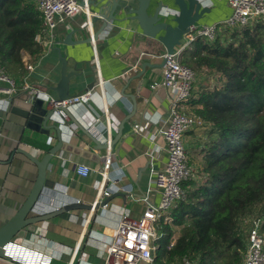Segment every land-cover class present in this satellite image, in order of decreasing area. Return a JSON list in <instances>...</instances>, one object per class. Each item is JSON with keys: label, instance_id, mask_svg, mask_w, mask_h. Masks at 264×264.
I'll return each mask as SVG.
<instances>
[{"label": "crops", "instance_id": "0c3cea01", "mask_svg": "<svg viewBox=\"0 0 264 264\" xmlns=\"http://www.w3.org/2000/svg\"><path fill=\"white\" fill-rule=\"evenodd\" d=\"M79 1L85 5L84 10L58 23L52 33L44 36L43 53L34 58L23 51L24 70L8 73L20 87L24 83L40 86L48 95L39 98L45 109L47 99H58L51 88H56L61 81L62 58L66 60L65 72L70 76L67 87L70 97L93 91L90 103L69 108L67 120L53 115L49 122L60 128L63 143L70 147L68 151H58L50 161L47 179L51 186L43 189L36 215L54 213L65 207L73 209L39 223L35 234L16 237L29 246L51 253L53 264H103L121 217L137 219L148 203H159L160 196L154 191L152 178L167 161L163 132L168 125L171 92L162 86L152 88L162 80L164 46L146 37L138 21L120 8L114 11L117 20L111 22L95 42L64 44L69 33L87 25L89 15L107 17L109 14L103 9L108 0H100L97 6L93 5L96 0ZM159 2L152 0L149 13L155 11ZM201 2L210 10L198 23L201 25L216 24L233 12L228 0ZM112 15L113 11L109 17ZM103 22L92 25V31H87L85 36L75 34L73 41L96 33ZM31 63L33 70L28 69ZM201 72L204 71H197V76L202 80ZM205 75L208 79L213 74ZM211 79L217 83L218 77ZM203 87L204 84L197 86L196 91ZM10 99L11 96L0 93V227L10 221L26 201L37 176L34 163L21 154L11 160V152L18 147L42 159L58 144L54 131L36 130L35 124L28 128L24 119L12 113ZM136 124L143 127V132L133 131ZM207 126L205 121L203 127H196L185 135L190 158L193 150L195 158L197 156L194 148L200 138L197 130ZM77 148L90 151L93 158L82 157L75 151ZM78 163L89 165L94 172L86 178L80 177L76 173ZM102 172L110 179L106 187L110 193L106 200L109 208L94 206L89 210L87 207L93 206L97 199Z\"/></svg>", "mask_w": 264, "mask_h": 264}, {"label": "trees", "instance_id": "16d2710c", "mask_svg": "<svg viewBox=\"0 0 264 264\" xmlns=\"http://www.w3.org/2000/svg\"><path fill=\"white\" fill-rule=\"evenodd\" d=\"M234 32L227 45L200 39L183 54V64L206 68L218 79L191 103L208 125L197 151L201 175L184 183L187 197L162 228L156 264L185 256L198 264H241L245 221L261 219L264 233V19ZM42 34L32 0H0V64L9 74L24 70L23 51L34 58L43 53L36 41Z\"/></svg>", "mask_w": 264, "mask_h": 264}, {"label": "built area", "instance_id": "2783aa9c", "mask_svg": "<svg viewBox=\"0 0 264 264\" xmlns=\"http://www.w3.org/2000/svg\"><path fill=\"white\" fill-rule=\"evenodd\" d=\"M228 1L233 10L229 18L212 25L191 26L184 35L182 45L176 47L172 54L163 55L162 80L152 85L154 89L162 86L171 92L168 125L163 132L167 144V161L162 170L154 172L152 178L154 191L159 194L160 201L157 204L148 203L141 217L137 219L121 217L107 246L103 264H139L141 262L156 264L155 253L159 247L158 241L164 236L162 228L172 224L175 209L187 197L184 183L196 179L197 167L191 161L185 144V135L192 129L205 125V120L192 111L191 103L197 98L198 92L207 86L195 91V83L199 78L195 70L182 63L183 54L200 39L214 43L226 30L240 31L264 19V0ZM32 2L43 19V34L37 35L38 42H42L44 36L52 33L58 23L84 10L79 0H32ZM28 69H34L32 63L28 65ZM216 84L210 79L209 88L213 89ZM20 90L27 92L31 100L39 99L43 95L48 96L40 86L24 83L20 87L0 64V93L10 97ZM92 97L93 91L88 90L65 100L49 98L45 101V106L53 111L54 115L67 120L71 106L87 105ZM133 131L141 133L143 127L136 124L133 126ZM92 172L94 169L89 165L76 164V173L80 177L86 178ZM101 176L98 196L93 205H99L107 210L109 203L106 200L110 197V193L106 191V187L110 179L105 172H102ZM261 224V219L250 220L246 230V252L241 264H264V233L261 230ZM175 241V238L172 239L168 247H173ZM2 251L3 259L11 264H53L51 253L38 250L17 239L6 243ZM175 264H198V262L185 256L178 259Z\"/></svg>", "mask_w": 264, "mask_h": 264}, {"label": "water", "instance_id": "95a60500", "mask_svg": "<svg viewBox=\"0 0 264 264\" xmlns=\"http://www.w3.org/2000/svg\"><path fill=\"white\" fill-rule=\"evenodd\" d=\"M108 1L109 2L103 6V9L105 8L106 11L109 12L107 17H104L102 14H99L98 16L89 15L87 25L69 33L64 44L82 45L95 42L99 39L103 30H105L111 22L117 20L116 17H114V11L120 8V10L122 9L128 17L132 18V20L138 21L140 28L146 37L158 41L164 46L167 54H172L176 47L182 45L184 35L189 31V28L201 22L205 15L210 12L209 9L203 7L201 0H159L160 2L158 3L157 8L152 14L149 13L152 0ZM100 3V0H96L93 5L97 6ZM87 4L89 5V3ZM111 11H113V15L109 17ZM100 20H104L103 26L98 29L96 33L93 32L87 38L84 37L81 40L73 41L72 38L75 34L85 36L87 31H89V33L92 31L90 30V27ZM61 60L64 63L61 81L56 88L52 87L51 89L58 94V100H65L70 97V94L67 91V87L70 84V76L68 77V74L65 72L66 60H64V58ZM73 76L81 77V75ZM9 102L12 113H16L24 119L28 128L33 127L35 124L37 125L36 130L42 129L45 131H54L55 136L58 138V144L50 149L42 159H37L30 153L18 147L11 152V160L16 154H21L34 163L37 167V176L26 201L19 207L14 217L0 227V264H11L3 259L4 253L2 247L6 243L16 239V237L20 235H26L29 233L35 234L39 223L48 221L54 216H58L73 209L72 207H65L54 213L36 215V211L39 209L38 201L41 198L43 189L51 186L50 181L47 179L48 165L58 151L61 149H66L68 151V147L70 146L63 143L60 128L57 125L49 124L54 113L53 111L44 108L43 101L40 99L31 100L29 94L24 91L12 95ZM75 151L80 153V155L86 159L93 158L90 151H85L81 148H77ZM94 206L99 207V205H93L87 207V209L91 210Z\"/></svg>", "mask_w": 264, "mask_h": 264}, {"label": "rangeland", "instance_id": "374dc122", "mask_svg": "<svg viewBox=\"0 0 264 264\" xmlns=\"http://www.w3.org/2000/svg\"><path fill=\"white\" fill-rule=\"evenodd\" d=\"M239 31V30H238ZM234 33H236V32H234V31H231V30H226V31H224L223 33H222V35L218 38V40L222 43V44H224V45H227L232 39H233V34ZM238 33H240V32H238ZM236 39H239L240 38V36L237 34V36L235 37ZM217 40V41H218ZM227 43V44H226ZM192 47H195V44H192ZM197 71L199 72V71H204V72H201L200 73V78H202V80L201 79H198L197 81H196V83H195V86H196V88H195V91L197 90V86L200 88V86L201 85H205V86H209V83H210V79L211 78H215V77H217V74H214L213 72H210L208 69H206V68H203V69H199V70H196V73H197ZM206 73H211V74H213L212 75V77H210V76H208V79H207V75H205ZM199 74V73H198ZM212 81H214L213 79H211ZM215 82V81H214ZM216 83V82H215ZM198 88V89H199ZM204 131H205V129L203 130V128H200V130H197V133H198V136L200 135V138H199V140H197L194 144H195V150H199L200 148H201V146H202V144L204 143ZM190 153H191V155H192V161L195 163V165H196V179L198 178L197 176H200L201 174H200V171H201V157H199L198 155L196 156V158H195V156H194V150L191 152L190 151ZM245 224L246 225H248L249 226V223H248V220H247V222L245 221ZM248 228V227H247ZM246 231V230H245Z\"/></svg>", "mask_w": 264, "mask_h": 264}]
</instances>
